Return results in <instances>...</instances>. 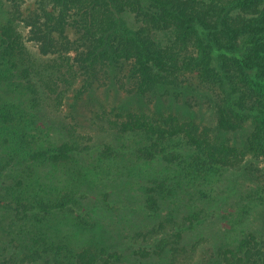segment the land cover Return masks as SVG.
I'll list each match as a JSON object with an SVG mask.
<instances>
[{"label": "trees", "instance_id": "obj_1", "mask_svg": "<svg viewBox=\"0 0 264 264\" xmlns=\"http://www.w3.org/2000/svg\"><path fill=\"white\" fill-rule=\"evenodd\" d=\"M26 1L0 0L7 15L0 23V264H132L118 241L66 233L71 223L96 231V202L141 216L133 237L150 264H264V226L245 225L264 212V181L222 213L220 193L210 187L242 158L174 116L164 125L131 117L113 133L101 123L87 138L69 127L52 142L44 113L61 110L76 78L88 90L101 72L130 60L131 91L139 95L163 88L176 96L191 74L217 87L218 128L251 121L245 147L264 156V0H33L24 15ZM107 160L128 171L158 161L161 171L120 187H133L120 205L109 200L111 189L97 200L71 185L58 188V165L83 169ZM193 192L203 199L178 204ZM220 218L232 230L243 223L235 237L187 231Z\"/></svg>", "mask_w": 264, "mask_h": 264}, {"label": "rangeland", "instance_id": "obj_2", "mask_svg": "<svg viewBox=\"0 0 264 264\" xmlns=\"http://www.w3.org/2000/svg\"><path fill=\"white\" fill-rule=\"evenodd\" d=\"M6 3L9 7V2ZM22 8L24 9L23 14H27L35 8L34 1H26ZM6 16L5 9L0 7V23L6 19ZM19 29L23 35L27 33V27L23 23H20ZM67 34L70 39L76 37L73 29H68ZM27 44L32 51L38 52L36 43L28 42ZM72 53L69 52L70 55ZM130 65V60H121L117 66L104 70L100 73L98 81L88 90L84 88L85 79L82 76L76 78L73 88L65 96L61 110L56 114L44 112L49 117V129L47 131L52 142H59L69 127H73L77 134H82L87 138L89 135L96 134L97 136L95 129L102 124L104 127H108L110 133H113L117 123L131 117L164 125L170 122L171 116H174L179 122L186 124L189 129L195 128L196 132L207 135L211 144L216 148L230 150L231 152L228 153H234L237 158H242L240 168L225 170L210 185L214 192L220 193L218 197L221 199L219 206L221 213L225 212L224 205L228 203L235 204L237 201L238 205L241 206L239 199L241 195L245 194L244 190L264 181V156L260 155L258 158H254L253 154L245 147L248 136L254 132L251 121L247 120L243 128L237 130L219 129L215 106L218 88L200 83L195 74H191L189 78L185 79L182 83V92L174 95L175 97L171 94H163V88H159L155 93L139 95L131 91L133 82L129 74ZM114 168L113 163L109 160L96 162L94 165L86 166L83 169H77L76 162L58 165L55 169L56 175L60 177L58 188L71 185L83 192L90 193V195L93 194L96 196L95 199L101 198L100 192L111 189L112 195L110 192L109 200L120 205L122 199H131L129 191L133 188L120 187L134 181L141 184L146 178L159 175L161 171V165L158 161L153 163L141 162L138 166H130V171L121 167ZM105 185L110 188H106ZM198 197L203 199L200 193L193 192L192 196L185 195L181 201H178V204L189 203L192 200L197 201ZM94 204L97 219V229L94 233L70 224L68 219L70 224L68 229H65L64 223L61 222L60 228L65 229L70 236L73 233L79 241H82L85 236L88 238L90 236L91 238L102 236V239H107L110 242L118 241L119 244H116L118 247H127L132 264H150L152 260L149 257L140 255L143 250L138 248L142 247V243L133 237V232L136 230L135 224L141 220V216L135 215L134 218H128L131 213L124 214V211L117 209L115 211L104 209L102 202ZM226 208L233 212V218L235 216L234 210L230 206ZM253 219L250 216L249 220H246L245 225L249 226L248 228L256 224L260 226V223L264 226L263 211L254 219L255 221H252ZM242 224L234 226L236 229L232 230L227 220L220 218L213 223L208 222L204 226L200 225L187 231L192 237L225 232L228 233L229 237H235L236 230L241 229ZM55 225L58 227L57 222Z\"/></svg>", "mask_w": 264, "mask_h": 264}]
</instances>
